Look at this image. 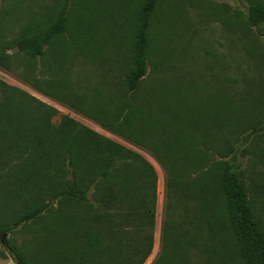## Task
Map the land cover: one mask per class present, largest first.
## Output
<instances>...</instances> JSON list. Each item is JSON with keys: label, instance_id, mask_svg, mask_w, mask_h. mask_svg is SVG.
<instances>
[{"label": "rangeland", "instance_id": "obj_1", "mask_svg": "<svg viewBox=\"0 0 264 264\" xmlns=\"http://www.w3.org/2000/svg\"><path fill=\"white\" fill-rule=\"evenodd\" d=\"M141 2L0 0V53L6 55L0 64V98H20L26 108L29 102L21 93L37 97L58 111L52 123L69 115L153 165L157 176L153 243L142 264H158L167 203L173 221L187 219L191 225L186 230L200 233L199 248L240 264L227 227L223 174L236 156L241 178L264 223V35L245 20L248 4L264 8V0H158L146 75L136 90L129 91L126 77ZM61 9L66 28L42 56L29 57L6 46L19 34L48 27ZM107 92L122 107L121 114L127 108L129 116L134 114L133 134L127 128L121 132L102 124L100 109L106 107ZM5 140L0 137V142ZM176 170L190 172V183L169 186V172ZM51 175L55 177V172ZM64 178L69 174L65 172ZM7 184L0 182V221L10 223L34 206H46L34 220L4 236L18 244L29 262L39 263L42 253L48 259L55 221L49 180L42 181L48 192L41 198L26 191V185L17 195L2 192L14 190ZM69 211L81 217L76 223L82 240L83 233L92 231L84 219L94 215H88L81 204H71ZM140 219L134 216L126 223L113 216L101 242L102 246L107 242L109 249L94 264H131L133 245L146 244L147 229ZM213 229L214 243L206 238ZM215 260L220 262L218 257ZM0 264H15L1 243Z\"/></svg>", "mask_w": 264, "mask_h": 264}, {"label": "trees", "instance_id": "obj_2", "mask_svg": "<svg viewBox=\"0 0 264 264\" xmlns=\"http://www.w3.org/2000/svg\"><path fill=\"white\" fill-rule=\"evenodd\" d=\"M157 1L142 0L139 8L131 67L126 77V89L129 91L136 90L146 75L150 26ZM245 20L257 34L264 35L262 6L249 3ZM65 26L66 14L61 9L48 27L37 29L35 33L19 34L7 42L6 46L15 47L29 57L42 56L45 47L64 32ZM5 57L0 53V64ZM21 94L29 102L26 108L20 98L16 101L8 100L7 96L0 98V137L6 138L4 142L8 143L0 142V182L9 183L8 187L15 186L14 190L2 192L12 191V195H17L20 193L16 192L23 190L26 185V191L32 192L34 197L45 196L48 189H42V181L50 182L49 192L52 193L48 192V196L51 198V205H55V221L50 233L52 238L48 243V259L42 253L37 264L98 263L96 258L105 255L107 248L109 249L107 242L104 241L107 247L102 246L101 242L111 227L113 216L126 223L132 221L134 216L141 218L142 225L147 229L144 235L146 244L136 242L133 245L130 263L142 264L150 254L153 243L157 183L153 165L137 151L94 131L69 115H62L58 124L52 123L51 119L58 112L53 106L37 97ZM104 99L106 107L100 109L102 124L121 132L127 128L133 134L134 114L129 116V112L126 113L128 108L121 114L122 107L115 103L114 96L109 92ZM130 108L134 109L135 105L130 104ZM191 164L197 166L194 161ZM11 171L16 173L10 176ZM46 172L50 174L47 175ZM54 172L55 177L51 175ZM65 172L69 174L67 179L64 178ZM189 183L190 172H169V186L181 187ZM223 187L228 214L227 227L240 264H264L263 217L256 212L253 197H250L249 189L241 178L236 156H233L231 163L224 169ZM73 203L83 205L88 215H94L90 219H84L92 231L83 233L82 240L79 239V227L76 223L81 217L70 215L69 211ZM45 206L46 204L34 206L10 223L0 221L1 246L10 254L15 264L33 263L29 262L18 244L4 235L34 220L45 210ZM170 215L171 204L167 203L158 264H217L216 257L220 261L218 264H232L227 262L225 255L199 248L196 237L200 233L191 234L186 230L191 225L187 219L177 223ZM206 238H211L214 243V229L211 236L206 233Z\"/></svg>", "mask_w": 264, "mask_h": 264}]
</instances>
